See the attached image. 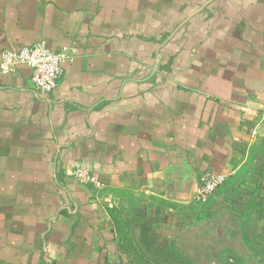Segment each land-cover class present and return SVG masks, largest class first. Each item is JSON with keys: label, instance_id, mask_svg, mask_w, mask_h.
Instances as JSON below:
<instances>
[{"label": "crops", "instance_id": "obj_1", "mask_svg": "<svg viewBox=\"0 0 264 264\" xmlns=\"http://www.w3.org/2000/svg\"><path fill=\"white\" fill-rule=\"evenodd\" d=\"M39 41L76 54L48 93L0 71V264L237 259L183 234L218 208L196 200L204 173L223 190L264 145V0H0V57Z\"/></svg>", "mask_w": 264, "mask_h": 264}, {"label": "rangeland", "instance_id": "obj_2", "mask_svg": "<svg viewBox=\"0 0 264 264\" xmlns=\"http://www.w3.org/2000/svg\"><path fill=\"white\" fill-rule=\"evenodd\" d=\"M255 155L257 156V153H252L249 156L247 162L241 167V172L237 174L236 180L228 183L223 190H219V195L215 193L213 196L216 195V198L211 195L212 197L210 196L206 201L217 202V210H205L203 215L205 220L196 222L195 227L187 232L184 231L183 234L187 233L195 237L192 243L194 250L210 253L214 249L224 247L228 249L226 251L235 250L237 259L232 261L224 258H195V264H217V262L220 264H264V145L259 147L256 159ZM119 196L123 195L119 193ZM133 205H142V201L140 204L134 203ZM141 209V216L144 217L146 211ZM124 213L128 219L134 217L137 220L140 210L137 206L133 210L128 207ZM120 216L122 217V215ZM148 216L153 215L151 213ZM157 216L162 219L161 224L164 219L173 218L171 212H168L164 206ZM119 227L125 230L126 242L131 241L133 237L145 241L147 248L144 251L145 259L143 257V261L159 263L157 258L152 255L153 251L149 250L155 245L150 236L144 232L138 233L136 227L130 226L126 222L121 223ZM125 244L129 245L130 243ZM159 260L163 263V260Z\"/></svg>", "mask_w": 264, "mask_h": 264}, {"label": "built area", "instance_id": "obj_3", "mask_svg": "<svg viewBox=\"0 0 264 264\" xmlns=\"http://www.w3.org/2000/svg\"><path fill=\"white\" fill-rule=\"evenodd\" d=\"M76 49L63 45L59 49L50 48L44 41L35 42L20 48L9 46L2 51L0 71L10 73L20 65L28 66L32 71V81L41 93L53 91L64 73V62L75 58ZM76 179L82 183L101 187L99 178L86 167H76L73 171ZM224 174L206 172L201 177L196 200L205 202L226 182Z\"/></svg>", "mask_w": 264, "mask_h": 264}, {"label": "trees", "instance_id": "obj_4", "mask_svg": "<svg viewBox=\"0 0 264 264\" xmlns=\"http://www.w3.org/2000/svg\"><path fill=\"white\" fill-rule=\"evenodd\" d=\"M225 183H226V182H225ZM225 183H224L223 185H221V186H220V187L214 192V194L217 193V192H218V191H219V190L225 185ZM214 194H213V195H214ZM213 195H212V196H213ZM212 196H211V197H212ZM208 202H209V201H208ZM208 202H206V203H208ZM199 203H202V202H199Z\"/></svg>", "mask_w": 264, "mask_h": 264}]
</instances>
